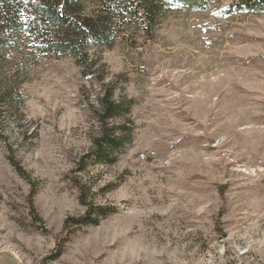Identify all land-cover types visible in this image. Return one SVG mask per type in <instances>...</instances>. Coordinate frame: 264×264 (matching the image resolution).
I'll use <instances>...</instances> for the list:
<instances>
[{
	"label": "rangeland",
	"instance_id": "rangeland-1",
	"mask_svg": "<svg viewBox=\"0 0 264 264\" xmlns=\"http://www.w3.org/2000/svg\"><path fill=\"white\" fill-rule=\"evenodd\" d=\"M235 1L123 23L96 77L0 33V264H264V8Z\"/></svg>",
	"mask_w": 264,
	"mask_h": 264
},
{
	"label": "trees",
	"instance_id": "trees-1",
	"mask_svg": "<svg viewBox=\"0 0 264 264\" xmlns=\"http://www.w3.org/2000/svg\"><path fill=\"white\" fill-rule=\"evenodd\" d=\"M86 1L90 0H0V33L5 30L8 38L15 39L12 42L14 46L30 42L35 53L69 55L85 75L96 77L88 48L111 44L123 30V23L138 17L142 28L150 33L156 18L164 11L185 6L201 8L203 1L214 0H91L94 5L89 10H86ZM215 8L219 16L226 17L233 13L259 11L264 8V0H238L228 5L216 2ZM114 92V89L106 90L101 98L103 126L108 120L122 115L123 105L114 100ZM105 128L96 143L100 149L106 146L111 150L120 140ZM12 163L19 167L15 161ZM34 194L32 192L30 196L32 213L35 211ZM81 201L88 206L87 212L77 218H67L64 230L75 225L99 223V217L92 215L103 211V208L87 204L83 196Z\"/></svg>",
	"mask_w": 264,
	"mask_h": 264
}]
</instances>
